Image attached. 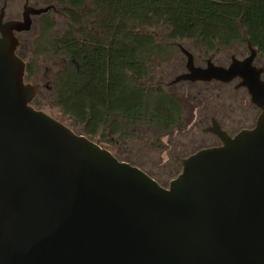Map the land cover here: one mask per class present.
<instances>
[{
  "label": "water",
  "instance_id": "water-1",
  "mask_svg": "<svg viewBox=\"0 0 264 264\" xmlns=\"http://www.w3.org/2000/svg\"><path fill=\"white\" fill-rule=\"evenodd\" d=\"M0 9V264H264V81L255 48L229 67L208 60L174 80L242 78L257 125L180 158L167 187L75 132L33 100L16 33L54 5Z\"/></svg>",
  "mask_w": 264,
  "mask_h": 264
},
{
  "label": "trees",
  "instance_id": "trees-1",
  "mask_svg": "<svg viewBox=\"0 0 264 264\" xmlns=\"http://www.w3.org/2000/svg\"><path fill=\"white\" fill-rule=\"evenodd\" d=\"M44 1L55 8L39 16L26 81L38 75L40 58L54 59L45 85L51 105L102 146L138 137L145 127L164 134L184 126L181 99L153 76L154 62L168 60L173 42L213 51L250 41L264 54V0ZM55 4L68 20L64 33L51 15ZM156 27L165 41L150 31Z\"/></svg>",
  "mask_w": 264,
  "mask_h": 264
},
{
  "label": "rangeland",
  "instance_id": "rangeland-1",
  "mask_svg": "<svg viewBox=\"0 0 264 264\" xmlns=\"http://www.w3.org/2000/svg\"><path fill=\"white\" fill-rule=\"evenodd\" d=\"M29 1L31 5L35 7L46 6L44 0ZM25 2L26 0H0V9L3 7L4 3H6L5 20L22 19ZM51 15L57 20L56 31L59 33L67 31L68 20L63 14L62 8L56 5V9L52 11ZM33 18L34 23H32V27L29 31L16 33L21 43L18 46L17 51L26 62L30 61L33 40L39 34L40 17L33 16ZM150 31H154L160 41L166 40V33L164 30L156 27L150 28ZM176 42L181 43L194 54L199 53V50H202L193 41L183 40ZM175 46V49L169 54L168 60L163 61L164 63H157V66L155 64L154 79L157 82L161 80L164 84H169V91L174 92V94L181 99L184 106V126H176L164 134L145 127L139 130L138 137L134 136L128 138L124 140V142H119L115 145L103 144L109 148L116 157L139 166L165 187H167L170 181L182 170L177 158H185L194 151L196 144L198 145L199 142H201V140L197 138L194 141L195 143L186 141L187 145L181 147L183 142L181 140L183 137L182 132L185 131V128L192 129L197 125L199 131H202V128L207 126L210 117L214 115L215 112H224L231 109V107L227 105H220L222 94L224 93L223 90H221L223 88H220V85H217L216 83H211L206 86L202 84L190 86L187 82H179L170 85V82H172L181 71L185 70V64L187 61L185 55L180 51L177 45ZM236 49H238L237 46L233 48H222L221 52L216 54V60L219 62L225 61V59L229 58L230 54ZM240 49L241 48H239V50ZM57 66L58 65L54 59L46 57L40 58L37 62L38 75L34 76L30 82L42 84V88L35 98L38 102V107H40L39 103H43V110L67 124L75 132L83 134L82 126L74 125L70 117L64 115L61 110L51 105L49 90L46 87L48 85H46V83L50 81L49 79ZM162 72H164L163 75Z\"/></svg>",
  "mask_w": 264,
  "mask_h": 264
},
{
  "label": "flooded vegetation",
  "instance_id": "flooded-vegetation-1",
  "mask_svg": "<svg viewBox=\"0 0 264 264\" xmlns=\"http://www.w3.org/2000/svg\"><path fill=\"white\" fill-rule=\"evenodd\" d=\"M26 3L31 5L29 0H26L25 4ZM4 4H6V3H4ZM34 18H32L33 23H34ZM175 42H173V43L175 45H177V47L180 49V51L187 58V61L185 64V70L181 71V73L179 74V75H181L183 73L188 72V68H187L188 57L181 50L180 45H182V44L177 43V42L175 43ZM249 42L250 41H247L245 43H234L231 47L233 48V47L237 46L238 49H236L234 52H232L230 54L229 58H226L225 61H222V62H219L218 60H216V54L221 52V49H216L213 51H207L205 48H202V50H199V53L194 54L193 52H191L190 50L185 48L183 45L182 46L192 54L193 64L195 67L206 68L208 66V60H211V62H213L215 65L223 66V67H229L231 65V63L233 62L234 58L239 60V61H244L250 57L252 52H251V49L249 46ZM169 43H172V42H169ZM20 44L21 43L19 40V45ZM227 48H229V47H227ZM239 48H241V49L239 50ZM254 48H255V55H254L253 59L251 60L252 61L251 63L253 66L262 69L261 79L264 81V54L257 47H254ZM206 57H208V58H206ZM159 62H163V61L156 60L154 63L157 66V63H159ZM155 64H154V66H155ZM154 69H155V67L153 68V76H154V72H155ZM163 73L164 72H162V75H163ZM179 75H177V76H179ZM177 76L175 77V79L177 78ZM174 80L172 82H170V85L174 84V83H179V82H187L190 84V86H194V85H198V84H202V85L206 86V85H209L211 83H216L217 85H220V88L221 87L223 88L221 90H223V93H224V94L221 93L222 94V100H221L220 105H222V106L227 105V106L231 107V109L228 111L215 112L214 115H212L210 117V121L208 122L207 126L202 128V131H199V128H197V125L195 126V128H192V129H186L187 127L185 128V131L182 132L183 137L181 140L183 142L181 144V147L182 146L184 147L187 145L186 141L194 142L197 138L199 140H201V142H199L198 145L196 144V148L189 155H191V154H193V153H195L198 150H201L203 148L218 146V145L222 144L221 139L215 133H213L210 130V128L213 126V123L218 124L224 131H226L231 136H235L236 134H238L239 132H241L244 129H253L256 127L257 122L259 120V117L262 113V109L256 103L253 102L252 96H251L248 88L242 84V78L240 76L234 78L231 81H219V80L213 79L210 81L180 80L178 82H174ZM157 83L164 85L165 88H167V89L169 88V84L166 85L161 80H159V82H157ZM171 93L174 94V92H171ZM196 143H197V141H196ZM189 155H187L186 157H188ZM180 158H182V157L177 158V161L179 164H180V162H179ZM180 166L182 167L181 164H180Z\"/></svg>",
  "mask_w": 264,
  "mask_h": 264
}]
</instances>
